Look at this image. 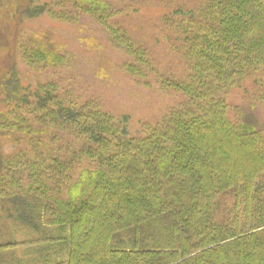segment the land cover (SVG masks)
<instances>
[{"label": "trees", "instance_id": "16d2710c", "mask_svg": "<svg viewBox=\"0 0 264 264\" xmlns=\"http://www.w3.org/2000/svg\"><path fill=\"white\" fill-rule=\"evenodd\" d=\"M27 1L30 18H89L131 60L124 73L138 84L153 76L180 99L131 137L127 117L70 99L55 82L29 95L10 68L0 133L25 148L0 156V228L11 219L29 230L34 255L24 261L6 241L0 264H264V123L228 103L242 90L264 110V0H47L40 11ZM125 2L168 10L155 27L179 74L157 73L152 53L117 22L132 11ZM31 44L21 47L29 68L67 64Z\"/></svg>", "mask_w": 264, "mask_h": 264}, {"label": "rangeland", "instance_id": "374dc122", "mask_svg": "<svg viewBox=\"0 0 264 264\" xmlns=\"http://www.w3.org/2000/svg\"><path fill=\"white\" fill-rule=\"evenodd\" d=\"M28 2L0 0L1 112L8 110L1 85L8 80L10 68L16 69L21 89L30 88L27 92L29 95L40 85L55 82L60 85L58 93L70 91L71 94L67 96L70 99L77 102L93 100L114 118L127 117L126 129L131 137L141 136L144 124L154 125L179 101L178 96L163 93L153 76L140 80L138 84L136 79L124 73L121 66L131 63V60L113 50L101 29L89 18L81 16L75 21L65 22L51 18L47 12L30 18L23 14L25 4L30 5ZM46 2L47 0H34L31 4L36 5L37 11H40ZM196 3L197 0H179V4L188 6H195ZM123 5L132 11L123 13L117 22L132 34L136 43L152 53L157 73L162 70L169 71L170 75L179 74L180 65L166 53L164 36L155 27L156 19L168 10L154 5L140 7L139 4L129 2ZM52 10L60 12L61 7L53 5ZM34 40L63 55L67 64L42 69L26 66L21 47H32ZM228 103L233 107V115L236 113L258 125L264 123V110L258 106L250 108V100L242 90L232 91ZM11 139V136L0 133V156H10L25 148L24 143L15 144ZM219 200L223 206L231 203L227 198ZM1 212L0 208V215ZM0 229V243L9 241L18 245L14 252L16 257L25 253L23 260L27 261L34 255H26L33 238L29 230L13 223L11 219H7L4 228Z\"/></svg>", "mask_w": 264, "mask_h": 264}]
</instances>
